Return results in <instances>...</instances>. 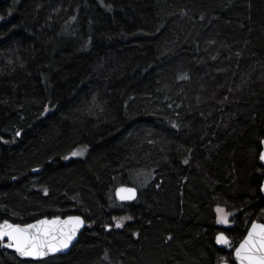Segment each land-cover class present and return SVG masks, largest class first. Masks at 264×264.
I'll return each instance as SVG.
<instances>
[{
  "label": "trees",
  "instance_id": "trees-1",
  "mask_svg": "<svg viewBox=\"0 0 264 264\" xmlns=\"http://www.w3.org/2000/svg\"><path fill=\"white\" fill-rule=\"evenodd\" d=\"M263 139L264 0H0V223H86L0 264H219L264 216Z\"/></svg>",
  "mask_w": 264,
  "mask_h": 264
},
{
  "label": "snow or ice",
  "instance_id": "snow-or-ice-1",
  "mask_svg": "<svg viewBox=\"0 0 264 264\" xmlns=\"http://www.w3.org/2000/svg\"><path fill=\"white\" fill-rule=\"evenodd\" d=\"M20 134V132L16 133L17 136ZM81 154V152L72 153L73 156ZM260 159L264 161V153L260 154ZM185 163L188 161L185 160ZM45 195H47L46 189ZM116 196L121 201L132 200L135 199V190L119 188ZM216 212L217 223L227 224L231 213H226L225 209L220 207H217ZM124 219H131V217ZM83 223L79 216H69L65 220L59 217L52 220L44 219L25 225L4 220L0 223V247L14 250L21 258L43 259L49 254L67 249ZM115 227H123V221L118 220ZM216 243L232 247L231 241L223 233L217 235ZM234 260L236 264H264V223L255 221L251 223L247 235L234 249Z\"/></svg>",
  "mask_w": 264,
  "mask_h": 264
},
{
  "label": "water",
  "instance_id": "water-1",
  "mask_svg": "<svg viewBox=\"0 0 264 264\" xmlns=\"http://www.w3.org/2000/svg\"><path fill=\"white\" fill-rule=\"evenodd\" d=\"M262 141H264V139L262 140ZM261 153H264V143H262L261 142V150H260V154ZM260 154H259V161H260V163H261V165L263 166V168H264V161H261V159H260ZM119 188H132V189H134L135 190V199H132V200H125V201H121L120 199H118L117 198V196H116V191H117V189H119ZM262 189H264V181L262 182V184H261V186H260V193H261V195L263 196V198H264V190H262ZM113 196H114V198H115V200L118 202V203H120V204H127V203H132V202H134L136 199H137V196H138V190L135 188V187H133V186H128V185H120V186H118V187H116L114 190H113ZM72 216H78V215H72ZM69 217V216H68ZM68 217H59L61 220H65V219H67ZM82 220H83V226L79 229V231L77 232V234H76V237H75V239L71 242V244L69 245V247L67 248V249H63V250H61V251H58V252H56V253H53V254H49L47 257H44L43 259H45V258H48V257H50V256H55V255H67L69 252H70V250L73 248V246L76 244V242L78 241V238H79V235L82 233V231L84 230V228L86 227V223H85V221H84V219L81 217V216H79ZM55 218H57V217H53V218H42V219H39V220H44V219H47V220H52V219H55ZM38 220H36V221H34V222H31V223H28V224H32V223H36ZM255 222H257V223H264V221H255ZM251 227V224L248 226V229ZM247 229V230H248ZM247 235V231H246V233H245V236ZM242 241V240H241ZM240 241V242H241ZM239 242V243H240ZM239 243L237 244V246L239 245ZM236 246V247H237ZM4 248V247H3ZM6 249H8V248H6ZM235 249V248H234ZM10 251H13L19 258H21L14 250H12V249H9ZM21 259H31V258H21ZM31 260H34V259H31ZM36 260H42V259H36ZM219 264H236V262H235V260H234V250H233V254H232V262L231 263H228V262H222V263H219Z\"/></svg>",
  "mask_w": 264,
  "mask_h": 264
},
{
  "label": "rangeland",
  "instance_id": "rangeland-1",
  "mask_svg": "<svg viewBox=\"0 0 264 264\" xmlns=\"http://www.w3.org/2000/svg\"><path fill=\"white\" fill-rule=\"evenodd\" d=\"M75 152H79V151H75ZM81 155H77V156H73L72 155V156L73 157H79V156L81 157ZM150 180H151V172L150 171H145V170L134 171L129 176L130 185L135 187L137 190H142ZM217 207L225 209L226 213H231V215L228 216V223L227 224H219V225H229L232 222V219L234 217V213L231 212L230 210H228L224 205H218V206H216V209H217ZM216 209H215V212H216ZM121 220L124 221L126 219L123 218ZM216 221H217V212H216ZM260 221H264V216L260 219ZM247 229H248V227H247ZM247 229H246V231H247ZM228 248H230V250L233 253V250H234L235 247H228ZM230 260L232 262V255L229 258L222 257L220 259V263H222V262H228L229 263Z\"/></svg>",
  "mask_w": 264,
  "mask_h": 264
}]
</instances>
